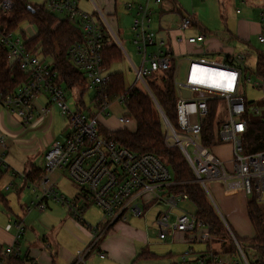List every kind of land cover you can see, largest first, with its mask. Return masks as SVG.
<instances>
[{
    "label": "built area",
    "instance_id": "1",
    "mask_svg": "<svg viewBox=\"0 0 264 264\" xmlns=\"http://www.w3.org/2000/svg\"><path fill=\"white\" fill-rule=\"evenodd\" d=\"M91 1L95 4L94 0ZM257 1L264 7V0ZM162 2L163 0H123V7L132 15L133 43L142 57L140 65L131 61L119 40L118 47L131 61L136 80L142 85L140 89L155 101L166 127L167 144L181 149L193 170L195 181L199 182L206 192H209L207 181L220 180L225 189L242 190L249 197L256 195L259 201L264 203V149L249 152L245 149L243 140L249 129L248 99L244 86L252 85L264 90V75L256 77L255 71L249 70L245 64L246 53L237 52L228 55L224 62L187 58L185 76L181 77V63L177 62L169 41L160 36L158 28L162 25L161 18L157 21L155 19L158 15L155 7L160 6ZM46 6L49 11L71 20L81 29L83 37L70 46L68 55L72 64L84 73L88 89L96 90L93 103L97 111L92 113L91 108L78 101L73 107L70 106L66 88L61 83L60 74L53 62L43 57L40 51L30 50L24 36H16L14 31L7 32L0 27V47L6 49L9 62L27 74L26 82L14 92L4 95L2 102L28 125L35 118L37 101L46 96L48 103L58 107L69 120V130L64 142H55L45 155V174L39 180V185L43 189V197H52L66 205L71 215L83 223L91 233V241L85 248L77 251L75 264H86L95 253L105 257V253L101 251V243L111 228L120 221H127L128 213L137 216L144 214L154 201L164 205L155 218L160 239L178 232L187 234L191 240L211 245L212 227L195 213L179 208L180 202L189 201V196L186 192L174 189L180 182L174 179L167 163L154 154H139L120 146L99 129L98 114L105 113L113 104L124 106L127 109L125 122H132L126 107L128 94L113 102L109 99L111 72L105 67L103 50L113 43L109 42V34L115 36V33L100 8L95 4L100 15L97 10L90 12L81 6L80 0H47ZM12 8L11 0H1L2 11L7 12ZM237 12L239 13L240 9ZM261 16L264 20V10ZM157 22L158 26H155ZM193 27L192 18L184 17L174 29L177 31L176 41L198 45L208 38L207 31L186 34V31ZM259 40L264 42V23ZM170 70L173 72L177 95L176 125L162 109L163 113L161 112V107L159 108L148 84L152 75ZM207 70L215 75H211ZM133 88L135 86H128L127 92ZM184 90L190 91L189 97L184 96ZM213 101L217 103L213 104ZM221 103L226 106L222 116ZM40 108L42 114L51 111L49 105ZM212 109L216 112L213 120L215 145L233 143L232 159L227 161L230 167L213 153L214 145L206 147L202 143L201 135ZM250 112L260 114L261 110L260 107L252 105ZM8 148L7 138L0 136V173L12 169L7 159ZM61 169H65L80 187L77 197L72 200L59 193L50 180L49 175ZM13 172L26 177L23 172ZM10 186L11 184L7 185L5 189L9 190ZM36 187L37 185L34 189ZM42 200L43 198L34 205L44 210L45 204ZM90 204L102 210L103 221L95 224L86 222L83 210ZM34 205L27 207L28 211ZM176 210L179 212L176 213ZM225 225L233 236L237 251L228 258L225 257L226 254H212L210 262L198 258L200 264H249L240 242L228 225ZM6 229H15V234L13 242L0 253V264H10V257L20 255V242L25 232L24 222H10ZM192 254V250L183 252L180 256L182 263L190 264L188 260Z\"/></svg>",
    "mask_w": 264,
    "mask_h": 264
},
{
    "label": "crops",
    "instance_id": "2",
    "mask_svg": "<svg viewBox=\"0 0 264 264\" xmlns=\"http://www.w3.org/2000/svg\"><path fill=\"white\" fill-rule=\"evenodd\" d=\"M118 1L119 0H104L103 2L113 7L114 11H116ZM204 1L207 2L208 0ZM186 2L188 1L163 0L160 6L155 7V11L158 13V15L155 16L156 21L161 18L162 25L161 28H158L160 36L169 41L174 50L177 62L181 64L184 61L188 62L187 58H204L209 60V58L203 56L208 54L223 53L227 57L237 52H245L247 55L246 61L249 60L251 62L253 56L256 58L253 67H250V64L247 65L246 61L245 64L251 71H255L256 77L261 75L256 71L258 57L264 56V42H260L259 40L262 24L264 23L261 16L264 7L261 3L257 0H215V5H217L218 8H223L226 18L223 20L222 28L211 33L210 30L206 28L198 27L196 23L200 19L198 18L197 12L194 11L195 6L190 4L191 10L189 11ZM238 9H240L239 13L237 12ZM209 12L210 9L208 10L205 8L203 16L207 21H209L210 17ZM186 16H190L194 21V27L187 30L186 34L191 35L200 33V31H207L209 36L204 42L193 45L189 43H178L176 41L175 37L177 31L174 29ZM155 26H158V22ZM72 90L75 91L76 87H73ZM262 91L264 95V90ZM37 103L36 117L28 124L29 127H27L28 125H25L15 113L5 107L0 99V136H5L7 138L9 147L7 159L12 167L10 171H3L0 173V181L3 180L5 183L3 189H0V208H6L8 210H0V253L4 251L6 246L13 242L15 234V229H6L7 224L16 220H21L24 222L25 232L22 238L23 240L20 242L21 252L19 256L22 258L27 257V264H75L77 251L85 248L91 241L90 231L83 223L71 215L66 205L52 197H43V189L39 185V181L36 180L37 178H34L33 169L39 168L44 170L46 162H44V167L41 168L34 164L33 161L29 162V160L23 164H19L15 157H13V149L19 141L18 136L28 134L30 129L34 128V126L40 122H50L55 110L58 108H56L55 105H50L46 96H42ZM255 103H258L261 107V113L263 112L264 114V96L261 100L255 101ZM44 105H49L51 109L48 114L41 113L40 107ZM221 106L223 108V113H225V104L221 103ZM48 140H46V144L34 145L32 149L27 148L29 150H24V153L30 156L35 154L38 155L39 151L42 149L47 153L55 142H59L57 139L52 140V138ZM215 148L217 157L221 159H228L233 155V143L231 142L222 143ZM27 164H29L28 169H26ZM14 170L25 173L26 177L24 178L19 174H14ZM55 173L53 172L54 175L50 174L49 177L57 188L59 187V178L61 177L59 174ZM210 181L211 189L208 187L209 194L212 190V195H210L214 197H212L214 201H217V204L216 201L215 204L219 210L218 214L224 216L225 220H223L225 224H227L233 234L237 235L239 238L254 237L255 231L250 221L248 211L249 196L245 195L242 190L225 189L220 180ZM9 184H11L10 189L6 190L5 187ZM35 185H37V187L34 189ZM15 186L17 187L16 193L13 191L9 195L2 194V192L11 191ZM26 189H30L34 193V201H32L31 205H34L35 202L43 198L42 201L45 204L44 210L34 205L28 212H25L24 208L19 209L17 213L12 211V203L13 206H16V200L24 201L27 197L28 194L26 193L28 192H25ZM57 190L59 191L60 188H57ZM62 191L60 193L65 194V192ZM78 193L79 190H76L72 198H76ZM93 205L94 204H90L83 210V217L86 222L90 224H95V222L98 221L94 216V210H91V206ZM159 206L161 209L164 208L163 204H159ZM33 209L39 211V218H32L31 215L33 212L31 211ZM158 211L155 214L154 221ZM29 212H31V214H29ZM160 240H168L170 244H183L184 248L174 253L172 252V245L166 246V249L162 251L153 252L151 250L152 244L147 237L146 231L140 229L137 225L129 223L128 219L127 221H120L116 223L102 239L101 251L105 253V257L102 258L95 253V255L87 260L86 264H146L149 260L155 259L162 260L163 264H183L180 256L186 250H192L193 252L188 262L190 264H200L198 258H204L207 262H210L212 254H226L225 257L228 258L229 255H233L234 253L231 248V243L228 241L224 245L220 242H213L211 245L203 242L201 244H194L192 243L194 240L189 239L187 234L178 232L170 234L167 238ZM143 251L152 253L154 258L137 260V256ZM9 260L8 263H10Z\"/></svg>",
    "mask_w": 264,
    "mask_h": 264
},
{
    "label": "trees",
    "instance_id": "3",
    "mask_svg": "<svg viewBox=\"0 0 264 264\" xmlns=\"http://www.w3.org/2000/svg\"><path fill=\"white\" fill-rule=\"evenodd\" d=\"M11 1L13 8L7 11L9 16H6V11L0 9V27L7 32H13L24 21L34 24L36 35L27 39V47L32 51H40L43 57L53 62L60 74L61 83L67 89H72L78 83L86 84L84 73L72 64L68 55L70 46L83 37L79 26L71 20L61 18L49 11L46 6L47 0L41 5L33 4L30 0ZM103 55L107 69L123 58L122 50L115 43L107 45L103 50ZM256 71L264 75V56L258 57ZM26 80L27 74L15 64L10 63L6 49L0 47V99L2 100L3 96L8 93L14 92ZM173 80V72L170 70L152 75L148 79V84L163 112L176 125L175 102L177 95ZM127 87L122 72L111 73L109 99L113 102L118 97L128 94L126 107L134 128H120L106 134L120 146L139 154L151 153L164 160L170 167L174 179L180 182L174 189L186 192L189 201L195 206V215L212 227L213 242H220L224 245L228 241L231 243L232 251L236 252L237 246L230 230L210 201L205 189L195 181L193 170L181 149L178 146L167 144L166 127L155 101L142 89L135 87L127 92ZM212 103L216 104L217 101ZM247 105L249 129L243 137L244 147L249 152H255L264 149V116L257 117V114L250 112L252 105H258L255 101L247 100ZM258 107L260 106L258 105ZM215 114V110L212 109L201 135L202 143L206 147L215 145L213 127ZM33 171L34 178H37L38 181L45 174V169L35 168ZM248 211L255 236L239 238L235 235V237L245 251L249 264H264V204L259 201L256 195L249 197ZM147 258H154V255L143 251L137 256V260ZM9 261L11 264H27L28 259L27 257L12 256Z\"/></svg>",
    "mask_w": 264,
    "mask_h": 264
},
{
    "label": "rangeland",
    "instance_id": "4",
    "mask_svg": "<svg viewBox=\"0 0 264 264\" xmlns=\"http://www.w3.org/2000/svg\"><path fill=\"white\" fill-rule=\"evenodd\" d=\"M30 1L33 4H39V5L46 2V0H30ZM94 1H95V4L100 8L103 16L106 18L107 22L109 23V25L111 26L112 30L115 33V36L113 34H109L110 35L109 42H113V43L119 45V43H118V40H119L121 42L122 46L124 47V49L127 51L129 57L131 58V61L135 65H140L142 57L138 53L136 45L133 43L134 33L131 30L132 15L129 14L125 10V8L123 7V0L118 1L116 11H114L113 7H110L109 5H107V3H104L103 2L104 0H94ZM106 1H108V0H106ZM187 1L188 2H186V4H187V8L189 9V11L191 10L190 4H193L195 6L194 11L197 12L198 18L200 19L196 23L199 28H206V29L210 30L211 33H214L215 30H219L220 28H222V25L224 22L223 20L226 18L225 12H224L222 7L218 8L217 5H215V0H208L207 2H205L204 0H192L193 2L191 0H187ZM80 4L84 9H86L90 12H95L97 10V12L100 15V12L98 11L99 8L97 6H95L93 1H91V0H80ZM205 8H207L208 10L210 9L209 21L204 19V16H203L204 12H205ZM6 16H9L8 12L6 13ZM0 25H1V19H0ZM198 30H200V29H198ZM14 32H15L16 36H20V35L24 36L25 35L24 36L25 39H30L36 34V27L34 26V24L30 23L29 21H24L19 25V27ZM203 56H205V57L209 58V60H213V61H221V62L226 61V56L223 53L208 54V55H203ZM255 59H256L255 56H253V58L251 59V62L249 60H247L246 61L247 65L250 64L249 66L253 67L255 65ZM131 61L129 60L127 55L125 53H123L122 60L114 63L110 67L109 71L112 73L113 72H122L124 74L125 82H126L127 86H135L138 88H142L141 83L136 80L134 67H133ZM181 67L182 68H181L180 76L184 77L185 72H186V68H187V62L186 61L182 62ZM75 87H76L75 91H73L72 89H68V90L65 89L66 93H67L68 104L73 107L76 104V102L78 101L82 104H85L89 108H91V112L95 113L97 111V109L95 108V105L93 103V99L95 97L96 90L95 89H91V90L88 89L87 84L78 83V84H76ZM244 93H245V96L247 97V99L249 101L261 100L264 96L263 91L261 89L254 88V87H252V85L244 86ZM107 113H109V115H107ZM126 114H127V109L124 106H120L119 104H113L105 113L101 112L100 114H98L97 123L99 125L100 131L102 133H107L111 130H116V129L125 128V127L133 129L134 128L133 122H131V123L125 122ZM223 114L224 113L222 111L220 113V115L222 116ZM263 115L264 114L262 112L260 114H257V117H262ZM68 124H69V120H68L67 116L63 115L60 112V110L57 108V110H55L53 117L51 118L50 122H40L37 125H35L34 128L30 129V132L28 134H22V135L18 136L19 141L17 142V144L15 145V147L13 149V157H15V159L18 161L19 164H23V163L27 162V160H29V162L33 161L34 164H36L37 166H39L41 168L44 167V165H45L44 156L46 154V151H44V149L40 150L38 155L35 154L32 156L26 155L24 153L25 152L24 150H29V149L34 148V147H32L34 145L35 146L38 144L41 145L42 143L46 144V140L51 139V138H52V140L57 139L59 142L63 143L65 138H66L65 136L67 135L68 130H69ZM27 127H29V125ZM170 142H171V144H173L172 141H170ZM217 146H219V145H217ZM215 147H216V145H214L212 147V151L216 155V148ZM27 148H29V149H27ZM189 149L191 150V147H189ZM216 157H217V155H216ZM219 159L222 161H225L227 163V161L232 159V157H230L228 159H221V158H219ZM226 165H227V167L231 166L230 163H227ZM28 167H29V164H27L26 169H28ZM55 172H54L55 174H59L61 177V178H59L60 182L58 185L59 187H57V188L58 189L60 188L61 191L63 190L62 192H65L64 195L69 200H72L73 199L72 197L75 195L76 190H80V187L70 178V176L67 174V171L65 169H61V170H58ZM51 174L54 175L53 173H51ZM210 183H211V181H207V187H209V189H211ZM4 185H5L4 181L1 180L0 181V189H3ZM62 186H63V188H62ZM13 191L15 193L17 192L16 186L13 187L11 189V191L2 192V194L3 195L4 194L9 195ZM211 191H210V194H211ZM25 192H28V193H26L28 195L24 199V201L23 200H20V201L16 200V203H17L16 206H13V203H12V211L13 212L17 213L19 209H23V208H24L25 212H28L27 207H29L31 205L32 201H34L33 200L34 193L30 189H26ZM207 194H208L210 201L213 203V205L215 206L216 210L219 213V210L216 206L217 201L215 200L216 201V204H215L214 199H212L213 196L211 197L212 194L210 195L208 191H207ZM179 208L185 209L189 213L195 212L194 204L188 200H184V201L180 202ZM160 209H161V207L159 206V204H157L156 201H154V202L150 203L149 207L146 209L144 214L140 215L141 217H138L137 215H132L131 213H128L127 214L128 215V222L133 224V225H137L140 229H143L144 231H146L147 237L149 238L150 243L152 244L151 250L153 252L162 251V250L166 249V246H172L173 245V251L172 252L177 253L181 249L184 248L183 244H179V243L170 244V242L168 240H160L158 238L157 227H156V223L154 221V217H155L156 212ZM0 210L1 211L2 210L8 211L6 208L5 209L0 208ZM91 210H94V216L98 219V221H96L95 223H98V222H101L104 220V214L98 206H96V205L91 206ZM31 212H33V214L31 215L33 219L39 218L40 213L38 210L33 209ZM31 212H29V214H31ZM175 212L178 213L179 210H176ZM220 216L222 217V219H224L223 215L220 214ZM0 220H1V217H0ZM22 240L23 239H21V241ZM192 243L201 244L202 242H200L199 240H196ZM146 264H163V262L160 259H155V260H149Z\"/></svg>",
    "mask_w": 264,
    "mask_h": 264
},
{
    "label": "water",
    "instance_id": "5",
    "mask_svg": "<svg viewBox=\"0 0 264 264\" xmlns=\"http://www.w3.org/2000/svg\"><path fill=\"white\" fill-rule=\"evenodd\" d=\"M1 28H2V27H1ZM183 93H184V96H186V97H189L190 94H191L189 90H184ZM159 108H160V106H159ZM160 110H161V108H160ZM161 112H162V110H161ZM162 113H163V112H162Z\"/></svg>",
    "mask_w": 264,
    "mask_h": 264
},
{
    "label": "bare ground",
    "instance_id": "6",
    "mask_svg": "<svg viewBox=\"0 0 264 264\" xmlns=\"http://www.w3.org/2000/svg\"><path fill=\"white\" fill-rule=\"evenodd\" d=\"M207 71H209V70H207ZM209 73H211V75H215V73L214 72H212V71H209ZM217 73V72H216Z\"/></svg>",
    "mask_w": 264,
    "mask_h": 264
}]
</instances>
